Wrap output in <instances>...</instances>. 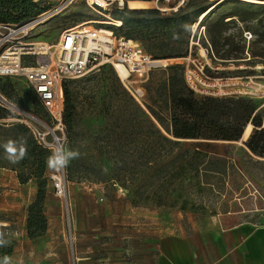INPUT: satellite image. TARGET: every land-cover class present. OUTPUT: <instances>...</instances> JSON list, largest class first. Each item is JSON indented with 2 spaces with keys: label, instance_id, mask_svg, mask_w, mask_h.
<instances>
[{
  "label": "rangeland",
  "instance_id": "rangeland-1",
  "mask_svg": "<svg viewBox=\"0 0 264 264\" xmlns=\"http://www.w3.org/2000/svg\"><path fill=\"white\" fill-rule=\"evenodd\" d=\"M28 1L17 0L21 8L13 16L16 23L35 20L36 27L27 40L35 51L45 47L47 52H53L62 32L76 26L97 30L112 27L115 36L125 37L126 32H131L139 38L141 49L153 59L160 58L154 47L158 44L154 41L155 23L144 14L131 13L136 10L128 7L129 1L145 0H109L111 3L96 0L100 7H91L86 0H75L65 7L64 0H30L29 6H21ZM189 1L148 0L147 9L165 16L185 8ZM220 1L200 0L189 10L190 18L196 21L189 40L191 56L165 60L164 68L186 66L201 93L251 98L260 104L264 126V65L222 63L202 52L203 45L209 41L217 56L212 40L216 30L219 56L220 42L226 40L244 48L245 61L251 59L253 51L263 52L264 45L259 43L257 34L264 32L259 24L264 3L228 0L221 6L218 4L204 21V16H198V9L208 13ZM242 18L245 23L240 22ZM119 20L122 25L116 26ZM130 24L135 29L130 30ZM227 50L229 47L225 46L222 53ZM39 57V54L25 55L23 66L36 67ZM171 76L169 71L157 70L142 84L145 97L138 105L146 117L129 106L130 95L120 76L106 65L101 64L98 70H91L78 80L68 81L71 107L68 112L65 105L63 148L78 151L79 156L66 168L68 212L54 194L51 181V175L60 170L49 169L53 174L49 173L43 204L47 231L35 238L41 250L47 245L66 247L71 256L69 264H74L75 254L85 258L92 254L96 258L106 256L110 263L120 264L126 249L139 242L137 238L152 235L158 229L162 234H188L204 226L209 217L237 209L250 211L252 220L264 223V157L252 153L246 145L260 129L249 124L252 127L249 137L243 140L242 136L238 142L184 140L174 144V138L166 130L170 129V87L163 89ZM3 87L7 88L6 92L2 91ZM0 95L15 107L0 100V105L12 113L0 123L34 126L50 132L51 141L52 132L61 137L23 77H0ZM18 183L13 169L0 168V232L9 241L0 246V261L8 256L11 264H31L33 246L26 234V219L29 207L37 199L38 185L36 180L24 188ZM30 191V200L23 199ZM91 250L93 253H89Z\"/></svg>",
  "mask_w": 264,
  "mask_h": 264
},
{
  "label": "trees",
  "instance_id": "trees-1",
  "mask_svg": "<svg viewBox=\"0 0 264 264\" xmlns=\"http://www.w3.org/2000/svg\"><path fill=\"white\" fill-rule=\"evenodd\" d=\"M145 1L147 2L148 0ZM199 1L200 0H190L185 8H180L178 11L171 12L165 16L154 9H147L143 12H139L138 10L131 12L134 14H144V16L152 19L151 21L155 23L153 34L156 35L154 41L158 44H155L154 47L160 53L157 54L160 57L159 59H181L191 56L189 40L192 26L196 21H193L190 18L188 12L190 9L195 8V5H197ZM227 1L228 0L221 2L220 6ZM29 5L30 0L21 6H24L25 8ZM20 8L17 0H0V23L14 25L24 23V21L17 23L14 22L15 19L13 15L18 12ZM197 12L198 16H204L203 21L210 14V12L207 13L200 9H198ZM240 22L245 23L246 20L242 18ZM259 24L264 29V7H262ZM221 26H223L222 22H220V28ZM128 27L130 30L135 29L134 24H130ZM108 29L114 31V28L112 27H109ZM217 32L218 31L216 30V32H214L215 34L212 36L217 56L215 55L214 49L209 41H206V45H203V47H208V43L210 44L212 49L210 58L213 57L216 59L217 57L222 63L245 62L252 67L258 64L264 65V51H253L251 59L245 61L244 59L246 58L243 57L244 48L236 47L229 40H226L223 44L220 42L219 56V52L217 51ZM221 33L222 31L220 29V34ZM257 35L260 38L259 43L264 45V32ZM125 37L135 41L139 40V38L133 36L131 32H126ZM225 46H228L229 50L222 53ZM234 53H236L235 56H233ZM159 59L154 58V60ZM157 70H166L172 73L167 85L165 84L163 89H166L168 85L170 87L171 102L168 107L170 129L166 128V130L174 138V144H180V141L184 140H220L224 142H238L242 138L245 128L251 124L256 129L259 128L260 130L255 131V134L248 140L246 145L252 153L264 157V126L263 114L259 113L260 104L251 98H245L244 96L240 98H228V95L214 96L202 94L193 90L188 84L186 66L184 65L183 67L175 65L173 68H169V70L166 68H158L153 70L150 75ZM67 83L65 84L64 95L65 105L67 106L66 111L69 112L71 106L70 93L66 87ZM2 91L6 92L7 88L3 87ZM129 106L135 111V113L141 114L145 117L147 116L143 109L138 105V102H136L131 95L129 98ZM146 107L150 110L153 116L162 123L161 118L151 110L149 106ZM11 116V111L0 105V120L8 119ZM258 131L260 133H257ZM158 132L160 133L159 130ZM257 134L259 135L258 138H256ZM0 137H4V139L0 140V168L13 169L17 174L19 183L22 185L34 180L37 181V199L29 207L26 228L29 238L34 239L41 237L47 231V219L44 216L43 204L46 200V191L50 182L47 160L52 154L49 150L39 146L31 130L25 124L0 123ZM20 138H23L27 142L28 154L19 163L12 164L5 158V151L2 145L8 140H19ZM198 146L200 145L197 144V147Z\"/></svg>",
  "mask_w": 264,
  "mask_h": 264
},
{
  "label": "built area",
  "instance_id": "built-area-1",
  "mask_svg": "<svg viewBox=\"0 0 264 264\" xmlns=\"http://www.w3.org/2000/svg\"><path fill=\"white\" fill-rule=\"evenodd\" d=\"M74 1L64 0L62 6H68ZM111 2L108 1V3ZM90 6L100 7L93 3ZM34 21L29 20L18 25L0 23V77H23L30 86L61 137L52 132L54 139L51 141L50 132L39 130L31 125L28 127L39 146L53 153L58 148L64 147L66 131L64 89L68 81L78 80L89 71L98 70L101 64L113 68L116 72V67L121 65L128 73L125 79L120 77L122 84L132 98L141 103L145 97L142 84L153 70L163 68L161 61L154 60L141 49L137 41L114 35L102 42L97 31L94 29L86 31L83 26L63 31L53 47L54 51L47 52L43 60L41 59L43 56L39 57L36 67L27 68L23 66V57L36 53L33 44L27 42L34 29ZM204 48L205 53L210 56L212 53L210 44L208 43V47ZM201 73L206 77L203 72ZM186 75L189 86L198 92L191 72L186 70ZM51 181L54 194L68 212L70 202L66 168L51 175Z\"/></svg>",
  "mask_w": 264,
  "mask_h": 264
},
{
  "label": "crops",
  "instance_id": "crops-1",
  "mask_svg": "<svg viewBox=\"0 0 264 264\" xmlns=\"http://www.w3.org/2000/svg\"><path fill=\"white\" fill-rule=\"evenodd\" d=\"M49 173L53 174L51 171ZM15 175L17 177L16 173ZM18 185L24 188L31 185V182ZM20 191L22 192V189ZM29 193L28 197L23 196V199L28 198L29 201L31 191ZM252 217L253 213L250 211L237 209L209 217L204 226L194 228L188 234H162L158 229L152 235L137 238L139 242L126 249L120 264H264V223L259 224L252 220ZM73 222L75 226V220ZM28 240L33 246L31 264L71 262L66 247L47 245L41 250L38 239ZM89 253H93V250ZM77 255L75 254L76 259H73L74 264L75 260L77 264L79 261V264H112L106 256L96 258L95 254H92L91 257L85 258ZM86 260L91 263H85Z\"/></svg>",
  "mask_w": 264,
  "mask_h": 264
},
{
  "label": "clouds",
  "instance_id": "clouds-1",
  "mask_svg": "<svg viewBox=\"0 0 264 264\" xmlns=\"http://www.w3.org/2000/svg\"><path fill=\"white\" fill-rule=\"evenodd\" d=\"M5 151V158L12 164L19 163L28 154L27 142L20 138L19 140H8L2 145ZM79 156L78 151L64 150L58 148L47 160V167L49 169L60 170L66 168L72 159ZM9 243L5 239V233L0 232V246H5ZM0 264H11L10 258L5 256Z\"/></svg>",
  "mask_w": 264,
  "mask_h": 264
},
{
  "label": "bare ground",
  "instance_id": "bare-ground-1",
  "mask_svg": "<svg viewBox=\"0 0 264 264\" xmlns=\"http://www.w3.org/2000/svg\"><path fill=\"white\" fill-rule=\"evenodd\" d=\"M107 1H109V0H107ZM223 1L224 0L220 1L216 5L212 6L208 10V13L211 12L212 10L216 9V7L218 6V4H220ZM240 1L247 2V3H264V2H261V1H258V0H240ZM86 2L88 3L89 6H90V4L92 5V3L93 4H96L98 6V3L96 2V0L95 1H91V2H89V0H88ZM121 5H123V4L121 3ZM128 7L131 10H143V9L150 8V4L148 2H146V1H129L128 2ZM33 25H34L33 28H35L36 27V24H33ZM115 25L116 26H121L122 25V22L121 21H116ZM92 29L93 28H88V29L85 28L86 31L87 30H92ZM94 30L98 32V34H99L100 39L102 40V42L107 41L110 38V36H114L113 32L110 31V30H107V29H99V30L94 29ZM39 44L40 43H36V45H38V46H39ZM102 45L106 48V46L104 44H102ZM37 50L38 51H36L35 54H39V55L43 56L41 58L42 60L45 59L44 58V55L47 54V51H46L47 49L45 47L44 48L38 47ZM202 52H203V54H206L203 50H202ZM165 62H166L165 60L164 61H161V64H162L163 68L166 67L165 66L166 65ZM258 67L260 68L261 66H258ZM116 70H117L118 74L120 75V77L122 79H125L128 76V73H127V71L125 70V68L123 66H121V65L119 66L118 65L116 67ZM251 128H252L251 125H248L245 128L244 135H243V140H246L249 137L250 132H251Z\"/></svg>",
  "mask_w": 264,
  "mask_h": 264
},
{
  "label": "water",
  "instance_id": "water-1",
  "mask_svg": "<svg viewBox=\"0 0 264 264\" xmlns=\"http://www.w3.org/2000/svg\"><path fill=\"white\" fill-rule=\"evenodd\" d=\"M0 100H1L2 102H4L5 104H7L8 106H10V107H14L12 104H10L9 102H7L6 99H4L1 95H0ZM14 108H15V107H14Z\"/></svg>",
  "mask_w": 264,
  "mask_h": 264
}]
</instances>
